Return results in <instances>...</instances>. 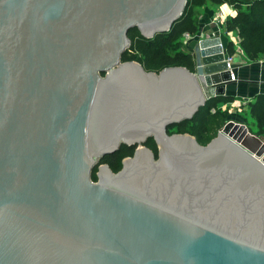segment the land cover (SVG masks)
<instances>
[{
	"label": "water",
	"instance_id": "95a60500",
	"mask_svg": "<svg viewBox=\"0 0 264 264\" xmlns=\"http://www.w3.org/2000/svg\"><path fill=\"white\" fill-rule=\"evenodd\" d=\"M186 2L0 0V264H264V136L167 133L227 94L220 35L194 70L121 59Z\"/></svg>",
	"mask_w": 264,
	"mask_h": 264
},
{
	"label": "trees",
	"instance_id": "16d2710c",
	"mask_svg": "<svg viewBox=\"0 0 264 264\" xmlns=\"http://www.w3.org/2000/svg\"><path fill=\"white\" fill-rule=\"evenodd\" d=\"M208 3L211 6L222 3L232 5L236 13L228 15L224 20L225 31L227 33L232 31L238 35L239 53H242L247 61L264 57V0H187L181 16L169 28V33L157 32L152 37H145L137 27H131L128 31L130 45L123 51L121 59L137 60L146 70L159 71L171 65H183L194 70L191 42L185 43L183 36L188 32L193 36L190 41L197 38L200 17L198 18V14H193L189 6L194 7L195 13L196 7ZM226 49L228 54L234 55L237 52L232 40L228 42ZM235 99L237 97L229 93L210 96L191 118L172 123L167 126V130L174 126L178 132L193 134L198 142L206 144L215 136V130L227 118L226 109L218 107L219 103H229ZM243 108L245 109L243 121L248 123L250 128H254L256 134L264 135V92L249 98L246 107ZM144 144L149 145L157 156V146L153 137H148ZM133 147L134 145L122 143L115 152L103 155L98 161L106 162L112 171H117L122 166L121 159L132 154ZM96 166L95 164L91 173L93 180L97 178Z\"/></svg>",
	"mask_w": 264,
	"mask_h": 264
},
{
	"label": "crops",
	"instance_id": "0c3cea01",
	"mask_svg": "<svg viewBox=\"0 0 264 264\" xmlns=\"http://www.w3.org/2000/svg\"><path fill=\"white\" fill-rule=\"evenodd\" d=\"M207 10L208 11L205 10L206 12L199 20V29L197 32L199 36L219 34L222 44L224 43L223 33L228 42L231 40L232 36L235 37L236 33L234 32H232V34L230 33L231 35L229 32H223L225 30L223 22L220 23V26H217L213 20L214 16L219 12H223L227 15H234L236 10L232 5L228 3L214 4ZM187 42H191L190 45L192 46L195 41L193 39L190 41L189 39ZM238 53L239 52L237 51L234 55H237ZM239 54L242 60L240 63L235 64L233 70L235 78L228 84L227 93L235 95L237 98L240 97L239 99L244 100L253 97L259 92H264V57L250 62L246 60L243 54Z\"/></svg>",
	"mask_w": 264,
	"mask_h": 264
},
{
	"label": "rangeland",
	"instance_id": "374dc122",
	"mask_svg": "<svg viewBox=\"0 0 264 264\" xmlns=\"http://www.w3.org/2000/svg\"><path fill=\"white\" fill-rule=\"evenodd\" d=\"M242 1H250V0H242ZM206 7H207V9H210V7H211V5L208 3V4H206V5H203V6H201V7H196L195 8V13H194V7L193 6H189V10L193 13V14H198V18L199 17H202L203 16V14L206 12V11H208L207 9H206ZM206 10V11H205ZM213 10V9H212ZM228 16V15H227ZM224 22V21H223ZM223 32H225V33H227L225 30L223 31ZM222 32V33H223ZM230 33L232 34V31H230ZM229 33V34H230ZM229 34H227V35H229ZM230 34V35H231ZM225 35H224V33H223V38H224V40H223V44H224V46L226 47V45L228 44V41H227V39L224 37ZM184 39V38H183ZM184 41V40H183ZM221 45H222V43H221ZM223 46V45H222ZM242 54V53H241ZM218 107H220L221 109H226V111H227V118L224 120V122L221 124V126L220 127H218L216 130H215V136L217 135V133L219 132V131H222V130H224L223 128H225V125L227 124V123H231V126L229 127V129H228V131H223V132H225L227 135H229V136H233L235 133H237L238 131H240V126H241V123L242 124H244L245 125V127H244V129L248 132V134L250 135V136H252L253 137V135H258V134H256L255 133V131H254V128H250L249 127V125H248V123H246L245 121H243V112H244V108L242 107L241 108V110H238L236 107L235 108H230L231 106H230V104L229 103H219V105H218ZM243 129V130H244ZM244 130V131H245ZM176 132H178L177 131V128H175L174 126H171L168 130H167V133H169V134H171V133H176ZM214 136V137H215ZM262 136H264V135H262ZM252 137H250V139H252ZM203 138H205V137H203ZM204 142H206V141H204ZM209 142V141H208ZM200 143V142H199ZM245 143H247V144H251L252 142H245ZM202 144V143H201ZM102 163H106V162H103V161H98L97 163H96V173L99 171V165L100 164H102Z\"/></svg>",
	"mask_w": 264,
	"mask_h": 264
},
{
	"label": "built area",
	"instance_id": "2783aa9c",
	"mask_svg": "<svg viewBox=\"0 0 264 264\" xmlns=\"http://www.w3.org/2000/svg\"><path fill=\"white\" fill-rule=\"evenodd\" d=\"M226 17H227V14H224L223 12H219V13H217L215 16H214V18H213V20H214V22H215V24L217 25V26H220V23H222L225 19H226ZM230 33V32H229ZM191 37H193L192 36V34H190V33H188V32H185L184 33V36H183V40H184V42L185 43H188L187 41L189 40V39H191ZM231 40L233 41V43L237 46L238 45V41H239V37H238V35L236 34L235 35V37H233L232 36V38H231ZM223 45V44H222ZM237 51L239 52V46H237ZM233 56L234 55H232V54H226V56H225V61H226V63H227V69H229L230 70V78H231V80H233L234 78H235V75H234V72H233V70H234V67H235V64H233V62H232V59H233ZM247 101H248V99H244V100H242V99H239V98H237V99H235L234 101H232V102H229V104H230V108H237L238 110H241V108L242 107H246V103H247Z\"/></svg>",
	"mask_w": 264,
	"mask_h": 264
},
{
	"label": "flooded vegetation",
	"instance_id": "af4514ba",
	"mask_svg": "<svg viewBox=\"0 0 264 264\" xmlns=\"http://www.w3.org/2000/svg\"><path fill=\"white\" fill-rule=\"evenodd\" d=\"M135 147H136V146L133 147L132 154H133V152H134ZM157 153H158V149H157ZM132 154H130V155H132ZM126 156H127V155H126ZM124 157H125V156H124ZM122 159H123V158H122ZM122 159H121V162H122Z\"/></svg>",
	"mask_w": 264,
	"mask_h": 264
},
{
	"label": "bare ground",
	"instance_id": "6f19581e",
	"mask_svg": "<svg viewBox=\"0 0 264 264\" xmlns=\"http://www.w3.org/2000/svg\"><path fill=\"white\" fill-rule=\"evenodd\" d=\"M221 43H222V41H221ZM224 46V45H223Z\"/></svg>",
	"mask_w": 264,
	"mask_h": 264
}]
</instances>
